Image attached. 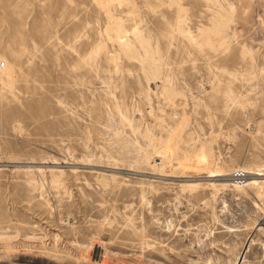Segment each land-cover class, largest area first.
<instances>
[{"label": "rangeland", "instance_id": "obj_1", "mask_svg": "<svg viewBox=\"0 0 264 264\" xmlns=\"http://www.w3.org/2000/svg\"><path fill=\"white\" fill-rule=\"evenodd\" d=\"M105 1L0 0V264H264V0Z\"/></svg>", "mask_w": 264, "mask_h": 264}, {"label": "bare ground", "instance_id": "obj_2", "mask_svg": "<svg viewBox=\"0 0 264 264\" xmlns=\"http://www.w3.org/2000/svg\"><path fill=\"white\" fill-rule=\"evenodd\" d=\"M107 1V0H106ZM105 1V2H106ZM110 1H112V0H110ZM109 1V2H110ZM105 2H103V7L105 8V6H104V4H105ZM122 2V1H121ZM106 4H108V2L106 3ZM110 4V3H109ZM108 4V5H109ZM109 8V7H108ZM106 9V11L107 12H109V9ZM108 15L110 14V13H107ZM117 23V22H116ZM119 24V23H118ZM117 34L115 35V39H116V41H117V43H118V45H119V48L122 50V51H128V52H130L131 51V48H130V46H129V44L126 42V40L124 41V40H121V29L120 28H118L117 30ZM138 37V36H137ZM140 39V38H139ZM113 41V40H112ZM133 53H134V51H132ZM126 53V52H125ZM148 56V55H147ZM155 60V59H154ZM152 61H153V59H152ZM150 62V66L151 67H153V68H156V63H155V61H153V62ZM146 64V62L144 61V62H142V65H145ZM148 64H149V62H148ZM152 68V69H153ZM157 71V70H156ZM153 72V71H152ZM154 72H155V70H154ZM149 76V75H148ZM175 92V91H174ZM159 164H161V162L160 163H158V164H156V165H159ZM155 165V164H154ZM156 168V167H155ZM160 168V167H159ZM241 170H243V169H241ZM212 172V171H211ZM215 173H219V171H214ZM238 172H240V173H242V175H243V178L245 177V171L244 172H242V171H237L236 173H238ZM246 173H250V172H246ZM217 174H215V175H210L209 177L211 178V179H213L214 177H216V176H219V175H217ZM251 174H253L254 176H258V175H260L259 173H251ZM247 181V182H246ZM246 182V183H245ZM237 183H243V185H249V184H257V180H255V179H250L249 178V180H246V179H244L243 181L241 180V181H237V180H235V181H233V184L234 185H236ZM214 184V183H213ZM212 184V185H213ZM98 250L100 249V246L99 245H97V247H96ZM97 258V263L98 264H105L107 261L103 258V259H101V257H99L100 259H98V257H96ZM243 261V259H242V257H240L239 258V261L237 262V264H241V262Z\"/></svg>", "mask_w": 264, "mask_h": 264}, {"label": "built area", "instance_id": "obj_3", "mask_svg": "<svg viewBox=\"0 0 264 264\" xmlns=\"http://www.w3.org/2000/svg\"><path fill=\"white\" fill-rule=\"evenodd\" d=\"M2 64L0 63V66H1ZM233 177L237 180V181H240L241 179H243V175H242V173H240V172H238V173H235L234 175H233Z\"/></svg>", "mask_w": 264, "mask_h": 264}]
</instances>
